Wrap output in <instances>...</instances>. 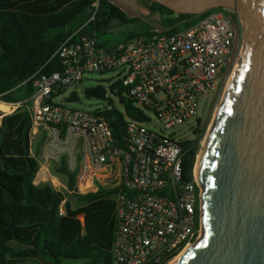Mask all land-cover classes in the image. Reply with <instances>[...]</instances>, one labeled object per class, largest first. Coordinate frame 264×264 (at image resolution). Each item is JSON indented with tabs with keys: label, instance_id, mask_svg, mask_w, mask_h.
<instances>
[{
	"label": "built area",
	"instance_id": "obj_1",
	"mask_svg": "<svg viewBox=\"0 0 264 264\" xmlns=\"http://www.w3.org/2000/svg\"><path fill=\"white\" fill-rule=\"evenodd\" d=\"M240 26L237 13L217 7L172 33L150 24L148 33L115 45L73 33L55 51L59 70L33 80L29 145L39 163L33 182L69 194L111 191L116 198L112 264H166L202 236L201 187L194 166L191 178H183L182 142L195 139L205 126L239 64ZM87 72H109L100 99L106 104L92 110L66 106L63 101L75 92L71 88ZM214 90L208 118L201 121L199 100ZM121 95L147 116L139 121L124 115L122 147L114 142L105 113L120 108ZM0 103L8 104L10 113L22 104ZM148 112L159 122L156 129L146 126ZM193 120L196 127L190 125ZM182 124H188L193 139L170 131ZM39 138L40 158L35 153ZM62 160L74 173L71 189L49 169ZM77 218L83 222L82 215Z\"/></svg>",
	"mask_w": 264,
	"mask_h": 264
},
{
	"label": "trees",
	"instance_id": "obj_2",
	"mask_svg": "<svg viewBox=\"0 0 264 264\" xmlns=\"http://www.w3.org/2000/svg\"><path fill=\"white\" fill-rule=\"evenodd\" d=\"M143 1L150 13L159 15L160 25L169 29L167 33L186 27L207 12L176 14L158 3ZM137 20L108 0H0V101L22 102L11 113L0 111V264H17L34 256L54 264H112L109 250L115 217L112 215L114 221L107 224L106 240L92 244L83 238L82 223L77 218L83 215L85 222V215L96 212L109 191L73 193V202L66 199L64 213L60 214L64 194L50 184L33 182L39 163L36 155L30 153L28 99L36 77L59 70L55 51L71 34L86 33L101 41L99 36L114 22L127 25ZM148 31L149 27L146 31H129L123 41ZM103 94L100 84L84 88L87 98L103 99ZM67 100L77 101V94L71 92ZM119 102L120 108L113 106L105 113L114 142L122 147L124 115L139 121H146L147 116L129 97L121 95ZM203 133L204 127L197 130L195 139L182 142V175L186 180L192 176ZM42 139L36 141V154ZM50 171L59 175L68 189L73 187L74 173L66 170L63 160L59 167L51 164ZM12 241L27 247H13Z\"/></svg>",
	"mask_w": 264,
	"mask_h": 264
},
{
	"label": "water",
	"instance_id": "obj_3",
	"mask_svg": "<svg viewBox=\"0 0 264 264\" xmlns=\"http://www.w3.org/2000/svg\"><path fill=\"white\" fill-rule=\"evenodd\" d=\"M176 14L222 7L243 50L196 169L202 236L172 264H264V0H150Z\"/></svg>",
	"mask_w": 264,
	"mask_h": 264
},
{
	"label": "rangeland",
	"instance_id": "obj_4",
	"mask_svg": "<svg viewBox=\"0 0 264 264\" xmlns=\"http://www.w3.org/2000/svg\"><path fill=\"white\" fill-rule=\"evenodd\" d=\"M108 1H110L111 3L116 5L118 8H120L129 18L135 17V18H138V20L136 22H132L127 25H117L114 22V26L112 28L108 29L106 33L99 36V39L101 41L119 43L123 41L124 36L129 31H137V29L139 28L142 31H146L147 27H149L150 24H154L156 26L160 25L159 15L157 13L156 14L150 13L147 10L146 4L143 0H108ZM240 33H241V42L243 44L242 26H240ZM108 75H109V72L104 73V74H100L97 72L85 73L83 80L71 88L77 94L78 100L77 101L65 100L63 101L64 104L71 108L83 109V110H92L97 106L105 105L106 101L104 100H100L96 98H87L84 95V88L92 86V85H96V84L104 85ZM218 85H219V82H217V86ZM216 94H217L216 90L209 91L207 94L203 95L200 98L199 106H198V117L201 119V121H204L208 118L209 110L212 105V102L215 100ZM0 104H3V103H0ZM8 111L9 110H7L6 112ZM148 116L150 118V121L146 123V126L148 128L156 129L159 126V122L156 119L155 115L151 112H148ZM212 119H213V112L210 114V117L208 118L207 123L204 126V133L198 141L199 148L197 150L196 155H198V151L202 147V141L206 136L208 126L210 122L212 121ZM190 125L196 127L198 125L197 120H193L190 123ZM170 131H175L177 135L180 134L181 136H186L187 138H190V139L194 138V135L188 129V124L178 125L174 127L173 130H170ZM40 154H41V147L37 150L38 158H40ZM61 181L63 182L62 179ZM63 194L65 195L67 199L71 201L73 200L71 194L66 193L65 191H63ZM115 200H116L115 196L111 194V191H109V195L103 198L102 206L96 212L90 215H85V222L83 221L81 223H82V236L87 243L92 244L94 242H103L106 240L107 235H108L107 224L108 222L114 219V218L112 219V215L114 216ZM114 225H115V222H114Z\"/></svg>",
	"mask_w": 264,
	"mask_h": 264
},
{
	"label": "bare ground",
	"instance_id": "obj_5",
	"mask_svg": "<svg viewBox=\"0 0 264 264\" xmlns=\"http://www.w3.org/2000/svg\"><path fill=\"white\" fill-rule=\"evenodd\" d=\"M237 2H238V4H243L244 2H245V0H237ZM242 50H243V44H242ZM241 50V51H242ZM230 79H231V77H230ZM230 79L226 82V84H225V87H224V90H223V93L221 94V96L219 97V100L216 102V105H215V107H214V110H213V119H212V121L210 122V124H209V126H208V130H207V133H206V136H205V138L203 139V141H202V147L199 149V151H198V155H197V157H196V161H195V164H194V172H195V175H196V169H197V165H198V162H199V158H200V155H201V152H202V149H203V147H204V144H205V142H206V140H207V137H208V135H209V132H210V130H211V127H212V124H213V121H214V118H215V115H216V112H217V110H218V108H219V106H220V103H221V101H222V98H223V96H224V93H225V90H226V88H227V86H228V84H229V81H230ZM6 105H8V104H6ZM6 105H4V103L3 104H0V108L1 109H3V110H5V112L8 110V108H9V105L8 106H6ZM201 238V237H200ZM190 246H187V247H185L184 248V250L182 251V252H180L179 254H177L176 256H174L173 258H171L166 264H172L173 262H175L188 248H189Z\"/></svg>",
	"mask_w": 264,
	"mask_h": 264
},
{
	"label": "crops",
	"instance_id": "obj_6",
	"mask_svg": "<svg viewBox=\"0 0 264 264\" xmlns=\"http://www.w3.org/2000/svg\"><path fill=\"white\" fill-rule=\"evenodd\" d=\"M1 110H3V109H1ZM8 110H9V108H8ZM3 111H5V110H3ZM35 184H40V183L36 182ZM10 245L13 247H17V248H26L27 247L26 245L15 242V241L10 242ZM17 264H54V263H52L51 261H48L42 257L34 256V257H28L26 259H23V260L19 261Z\"/></svg>",
	"mask_w": 264,
	"mask_h": 264
}]
</instances>
